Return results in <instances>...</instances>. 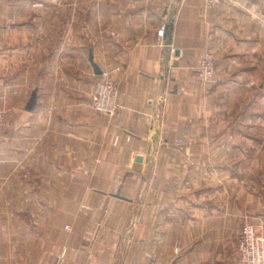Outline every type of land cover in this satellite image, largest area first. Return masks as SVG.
<instances>
[{"label":"crops","instance_id":"1","mask_svg":"<svg viewBox=\"0 0 264 264\" xmlns=\"http://www.w3.org/2000/svg\"><path fill=\"white\" fill-rule=\"evenodd\" d=\"M105 70L111 118L91 108ZM0 112V264H242L264 223V0H0ZM239 118L247 147L225 140Z\"/></svg>","mask_w":264,"mask_h":264},{"label":"built area","instance_id":"2","mask_svg":"<svg viewBox=\"0 0 264 264\" xmlns=\"http://www.w3.org/2000/svg\"><path fill=\"white\" fill-rule=\"evenodd\" d=\"M234 0H205V7L218 8L228 5ZM167 25L161 24L158 28L157 38L162 43L166 39ZM172 54L176 52L171 48ZM197 75L200 80L210 83L216 75V56L212 51H207L200 60L197 68ZM120 90L115 81L111 78L109 71H102L94 86L91 100L92 110L105 117H113L119 107ZM8 121L4 113L0 112V142L4 139ZM121 136L114 138V145H118ZM68 229V226L66 227ZM239 259L242 264H264V223H252L247 221L237 239ZM65 251L58 255L56 264H63Z\"/></svg>","mask_w":264,"mask_h":264},{"label":"rangeland","instance_id":"3","mask_svg":"<svg viewBox=\"0 0 264 264\" xmlns=\"http://www.w3.org/2000/svg\"><path fill=\"white\" fill-rule=\"evenodd\" d=\"M248 84H249V96L252 95V92H255L256 90L259 92V89L255 88L256 87L255 82L250 81ZM258 109L260 110V108H258ZM244 110H249V103L248 102L247 103L242 102V104L238 105V107H237L238 113L237 114L239 115V117L244 114ZM238 122H239L238 126L240 129L239 130H232L231 134H229V135L226 134L227 138L225 140L227 142L229 140L231 143H236V144H238L239 147H241V146L247 147L249 145V135L251 134V132L249 133V121L245 122V120L243 118H239ZM259 130H261V129H259ZM227 133H228V130H227ZM243 188H244V190L247 189L245 186H243ZM143 190H144V188H143Z\"/></svg>","mask_w":264,"mask_h":264},{"label":"water","instance_id":"4","mask_svg":"<svg viewBox=\"0 0 264 264\" xmlns=\"http://www.w3.org/2000/svg\"><path fill=\"white\" fill-rule=\"evenodd\" d=\"M100 74H101V72L99 73V75ZM34 104H35V95L32 96V99H31V101L29 103V108H32L34 106Z\"/></svg>","mask_w":264,"mask_h":264}]
</instances>
